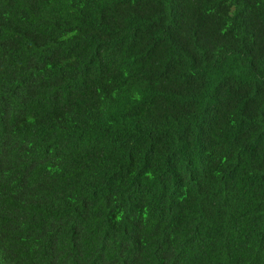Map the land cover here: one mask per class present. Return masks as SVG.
<instances>
[{"label": "trees", "instance_id": "1", "mask_svg": "<svg viewBox=\"0 0 264 264\" xmlns=\"http://www.w3.org/2000/svg\"><path fill=\"white\" fill-rule=\"evenodd\" d=\"M0 264H264V0H0Z\"/></svg>", "mask_w": 264, "mask_h": 264}]
</instances>
